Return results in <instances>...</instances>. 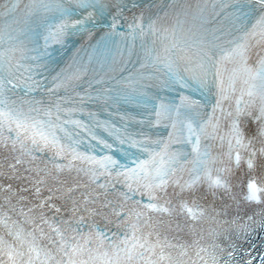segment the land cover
<instances>
[{"label": "snow or ice", "instance_id": "6c2138e0", "mask_svg": "<svg viewBox=\"0 0 264 264\" xmlns=\"http://www.w3.org/2000/svg\"><path fill=\"white\" fill-rule=\"evenodd\" d=\"M257 238L264 0H0V264H254Z\"/></svg>", "mask_w": 264, "mask_h": 264}]
</instances>
